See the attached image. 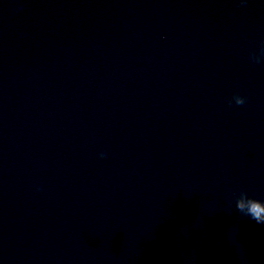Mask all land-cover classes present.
Segmentation results:
<instances>
[{"label":"water","instance_id":"1","mask_svg":"<svg viewBox=\"0 0 264 264\" xmlns=\"http://www.w3.org/2000/svg\"><path fill=\"white\" fill-rule=\"evenodd\" d=\"M262 43L264 0H0V264H264Z\"/></svg>","mask_w":264,"mask_h":264},{"label":"clouds","instance_id":"2","mask_svg":"<svg viewBox=\"0 0 264 264\" xmlns=\"http://www.w3.org/2000/svg\"><path fill=\"white\" fill-rule=\"evenodd\" d=\"M239 3L243 5L246 0H239ZM261 57H264V43H262L259 55L256 53L250 54V58L254 63H260ZM232 101L236 105H243L246 102L245 98L238 94L234 95L229 103H232ZM99 159H104V154H100ZM36 191L39 192L40 189L37 188ZM235 209L241 215L247 216L257 224H264V201L249 196L247 192L240 191L235 197Z\"/></svg>","mask_w":264,"mask_h":264}]
</instances>
